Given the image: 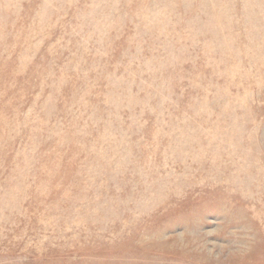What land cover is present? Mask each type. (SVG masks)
<instances>
[{
  "label": "rangeland",
  "instance_id": "rangeland-1",
  "mask_svg": "<svg viewBox=\"0 0 264 264\" xmlns=\"http://www.w3.org/2000/svg\"><path fill=\"white\" fill-rule=\"evenodd\" d=\"M0 264H264V0H0Z\"/></svg>",
  "mask_w": 264,
  "mask_h": 264
}]
</instances>
